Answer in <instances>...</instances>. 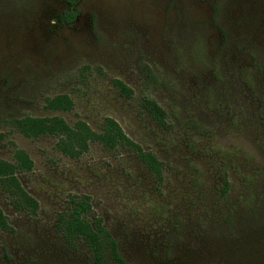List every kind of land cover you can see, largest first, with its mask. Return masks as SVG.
Segmentation results:
<instances>
[{
  "label": "rangeland",
  "instance_id": "rangeland-1",
  "mask_svg": "<svg viewBox=\"0 0 264 264\" xmlns=\"http://www.w3.org/2000/svg\"><path fill=\"white\" fill-rule=\"evenodd\" d=\"M67 8L0 0V159L29 156L16 175L38 202L35 213L18 209L0 183L12 227L0 229V264H94L58 224L71 194L90 196L91 216L130 263L264 264V0H80L71 23ZM61 93L72 109L49 110L46 98ZM55 115L94 131L114 118L156 155L161 179L119 146L90 141L72 157L57 136L14 124Z\"/></svg>",
  "mask_w": 264,
  "mask_h": 264
},
{
  "label": "trees",
  "instance_id": "trees-1",
  "mask_svg": "<svg viewBox=\"0 0 264 264\" xmlns=\"http://www.w3.org/2000/svg\"><path fill=\"white\" fill-rule=\"evenodd\" d=\"M68 4L67 10L61 15L62 20L71 23L76 14V5L80 0H64ZM112 85L126 97L131 96L132 89L121 79L113 78ZM49 110L68 111L73 102L65 93L46 98ZM142 105L151 118L160 126H166V112L154 99L144 97ZM17 129L25 136L38 137L41 135H55L60 150L75 157L85 151L88 142L97 141L107 149L117 146L130 151L152 172L157 180L162 177V163L152 151L144 150L123 131L120 124L112 117H105L99 131H94L82 120L69 125L59 116H24L14 120ZM14 161L0 159V183L2 188L12 196L13 204L18 209L35 213L38 209L37 200L31 196L20 184L17 173L32 168V161L21 149L14 153ZM226 190L224 189V192ZM68 209L59 215L58 224L62 236L68 245L74 246L82 241L92 254L94 264H133L128 262L119 252L117 242L103 225L99 216H91L92 204L87 194H71ZM0 229L12 230L8 219L0 208Z\"/></svg>",
  "mask_w": 264,
  "mask_h": 264
}]
</instances>
